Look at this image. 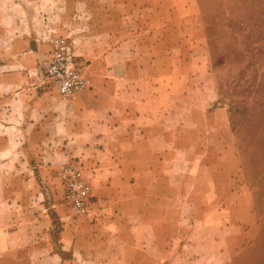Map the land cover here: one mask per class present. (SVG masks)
I'll return each mask as SVG.
<instances>
[{
  "label": "rangeland",
  "instance_id": "obj_1",
  "mask_svg": "<svg viewBox=\"0 0 264 264\" xmlns=\"http://www.w3.org/2000/svg\"><path fill=\"white\" fill-rule=\"evenodd\" d=\"M75 1L15 9L27 41L19 45L24 62L10 70L16 94L71 102L42 77L57 39L83 68L90 91V60L75 53L76 38L97 28L114 31L129 66L120 77L130 84L120 90L136 101L145 130L131 156L140 172L153 165L160 179L174 178L175 191L195 195L174 198V252L161 264H264V177L256 178L264 171V0ZM44 9L55 17H41ZM206 17H217V25L206 28ZM210 33L217 34L214 59ZM13 111L9 119L0 116V264H120L123 248H106V225L100 227L101 216L118 207L109 202L110 183L93 180L80 158L66 160L46 147L47 136L34 131L39 118H23L20 105ZM24 121L32 123L29 134ZM75 174L89 187L82 211L71 204ZM143 186L138 178L126 188L128 203Z\"/></svg>",
  "mask_w": 264,
  "mask_h": 264
},
{
  "label": "crops",
  "instance_id": "obj_2",
  "mask_svg": "<svg viewBox=\"0 0 264 264\" xmlns=\"http://www.w3.org/2000/svg\"><path fill=\"white\" fill-rule=\"evenodd\" d=\"M65 3L66 0H0V9L7 11V14L0 15V39L5 42L4 48L0 49V56L1 51H6V60H0V83L5 87L6 94L0 96V116L11 118L14 106L20 105L23 118H39L34 131L47 136L46 147L51 144L50 149L66 155V160L80 158L91 167L88 175L93 180L106 179V183H110L106 190L114 195L109 202H112V206L118 204V207H112L114 209H111L110 215L101 216L100 227L106 225V248L119 244L123 248L121 257H118L120 264H161L174 252L171 240L175 234L170 235L169 232L175 230L174 198L189 199L195 195H192L193 191H175L174 178L168 175L160 179L154 174L153 165L146 173L144 170L140 172V162L131 156V151L136 152L142 147L138 138L145 130L137 123L139 115L136 101H131V97L127 99V94L124 96L120 90L121 86L130 84V78L120 77L121 72L127 73L129 66L122 59L123 43H119L116 33L97 28L76 38L75 53L90 60L93 83L92 89L82 96L65 103L47 93L31 96L15 92L16 74L10 70L24 62L19 45L27 42L25 31L16 28V21L22 20L20 16L26 7H53ZM80 3L79 0L74 2L76 5ZM16 8L23 12L16 16ZM51 12L50 9H44L41 17L46 14L48 19L52 16ZM74 16L82 18L79 13ZM22 51L25 57V49ZM28 126L31 127L32 123L24 121L22 130L27 134L25 127ZM170 142L171 139L167 137L164 150L170 148ZM138 178L144 182V186L135 189V194L132 193L134 200L128 203L131 190L127 191L126 188L129 190L132 182L137 183ZM113 186L116 188L113 189ZM204 193L203 189H199L200 195ZM193 209L201 211L202 207L196 205ZM181 210L179 213L184 215V208ZM203 211H206V206ZM201 220L199 217L198 221ZM163 231L167 234L164 235ZM181 232L178 246L182 244L185 229ZM112 249L110 255L113 254Z\"/></svg>",
  "mask_w": 264,
  "mask_h": 264
},
{
  "label": "built area",
  "instance_id": "obj_3",
  "mask_svg": "<svg viewBox=\"0 0 264 264\" xmlns=\"http://www.w3.org/2000/svg\"><path fill=\"white\" fill-rule=\"evenodd\" d=\"M54 53L42 72V77L51 82L57 93L66 101H73L89 89V80L79 63L69 56L61 40L54 41ZM71 204L82 211L88 199L89 187L80 178L73 175L70 183Z\"/></svg>",
  "mask_w": 264,
  "mask_h": 264
},
{
  "label": "trees",
  "instance_id": "obj_4",
  "mask_svg": "<svg viewBox=\"0 0 264 264\" xmlns=\"http://www.w3.org/2000/svg\"><path fill=\"white\" fill-rule=\"evenodd\" d=\"M205 20V24H206V28H209V27H215L218 23V18L217 17H211V18H207L204 19ZM229 27V26H228ZM231 38H235L234 35H230ZM220 38V37H218ZM217 41V34H209V45H210V49H209V53H210V56L212 59H214V57L217 55H214L215 54V45H214V42ZM217 50V49H216ZM232 62H235L233 59H232ZM262 177H264V171H262L261 173H259L258 175H256V178L259 180L261 179ZM255 181V179H254Z\"/></svg>",
  "mask_w": 264,
  "mask_h": 264
}]
</instances>
